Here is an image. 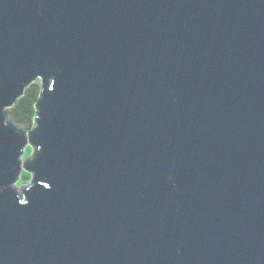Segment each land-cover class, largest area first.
I'll use <instances>...</instances> for the list:
<instances>
[{
    "label": "water",
    "instance_id": "95a60500",
    "mask_svg": "<svg viewBox=\"0 0 264 264\" xmlns=\"http://www.w3.org/2000/svg\"><path fill=\"white\" fill-rule=\"evenodd\" d=\"M0 264H264V0H0Z\"/></svg>",
    "mask_w": 264,
    "mask_h": 264
},
{
    "label": "trees",
    "instance_id": "16d2710c",
    "mask_svg": "<svg viewBox=\"0 0 264 264\" xmlns=\"http://www.w3.org/2000/svg\"><path fill=\"white\" fill-rule=\"evenodd\" d=\"M39 90L40 84L37 81L31 83L25 89L24 94L17 99L15 104L11 108L6 109L7 120L14 124L17 129L27 131L31 127L34 115V103L37 99ZM28 180L29 175L26 172H22L16 186L28 182Z\"/></svg>",
    "mask_w": 264,
    "mask_h": 264
},
{
    "label": "rangeland",
    "instance_id": "374dc122",
    "mask_svg": "<svg viewBox=\"0 0 264 264\" xmlns=\"http://www.w3.org/2000/svg\"><path fill=\"white\" fill-rule=\"evenodd\" d=\"M37 82L40 84L39 81H37ZM12 119H13V117H12ZM13 120H14V119H13ZM29 152H30V149H29V147L27 146V147L24 149V157L27 156Z\"/></svg>",
    "mask_w": 264,
    "mask_h": 264
}]
</instances>
